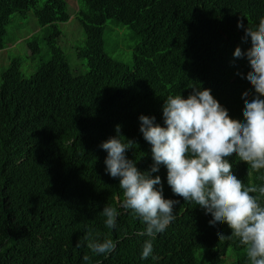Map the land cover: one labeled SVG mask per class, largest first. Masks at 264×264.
Here are the masks:
<instances>
[{
    "label": "trees",
    "instance_id": "1",
    "mask_svg": "<svg viewBox=\"0 0 264 264\" xmlns=\"http://www.w3.org/2000/svg\"><path fill=\"white\" fill-rule=\"evenodd\" d=\"M77 1L83 48L57 41L58 25L70 15L66 0H0V64L8 60L0 72V264H250L226 222L209 226L210 214L172 192L164 165L151 175H160L164 196L178 201L176 218L154 238L155 258L142 259L147 237L136 232L144 224L119 208L123 190L106 172L100 144L122 134L136 142L126 155L150 169L151 145L137 133L139 115L148 113L140 111L156 108L163 124L165 98L187 96L193 84L210 88L242 121V96L253 88L246 58L233 52L239 46L246 53L251 41L237 21L258 26L264 0ZM27 18H35L37 32L13 31ZM107 24L125 30L115 59L103 45ZM70 59L81 72L75 89L62 90L58 73ZM229 160L242 182L264 184V169L235 155ZM105 204L121 213L116 229L103 223ZM88 227L111 236L116 249L104 256L78 247Z\"/></svg>",
    "mask_w": 264,
    "mask_h": 264
},
{
    "label": "clouds",
    "instance_id": "2",
    "mask_svg": "<svg viewBox=\"0 0 264 264\" xmlns=\"http://www.w3.org/2000/svg\"><path fill=\"white\" fill-rule=\"evenodd\" d=\"M71 17L59 24L69 22ZM237 26L245 29L244 40L251 41L246 53L239 46L233 52L237 58H246L250 68L246 80L253 88L242 96L245 103L242 121L230 117L228 109L210 88L193 84L187 96L179 92L165 98L163 124L156 122V108L140 111L148 113L139 115L137 133L151 145L150 169L140 170L136 159L126 155V150L136 142L122 134L110 136L100 144L107 152L105 170L119 178L118 184L123 190L119 208L131 210L144 224L136 232L147 237L142 244V259L155 258L154 238L165 232L176 218L174 205L178 201L164 196L160 175H151L164 165L173 193L199 205L206 215L210 214L209 226L215 228L226 222L231 236L245 247L250 264H264V184L242 182L232 171L229 160L235 155L252 170L264 169V19L258 26L249 22L248 27L239 19ZM13 44L8 48L17 46ZM77 70L71 68L69 61L60 68L57 79L60 89H75ZM241 78L245 77L241 74ZM101 214L107 228L118 227L117 218L121 213L117 206L105 204ZM218 236L226 235L218 233ZM82 244L93 254L104 256L117 247L116 240L93 227H88L82 241H77L78 247ZM89 259L88 255L83 256V260Z\"/></svg>",
    "mask_w": 264,
    "mask_h": 264
},
{
    "label": "rangeland",
    "instance_id": "3",
    "mask_svg": "<svg viewBox=\"0 0 264 264\" xmlns=\"http://www.w3.org/2000/svg\"><path fill=\"white\" fill-rule=\"evenodd\" d=\"M68 2L69 6V14L72 16L69 20V22L65 24H59L58 30H60L61 34L58 36L57 41L59 43L62 42H71L75 43L78 46L84 47L85 44V32L84 27L82 23L78 19V15L76 14V11L78 9L79 3L77 0H66ZM23 24L25 26L23 27ZM111 24H107L104 29V37H103V45L105 47L106 53L112 57L113 59L117 58L122 51L123 45H122V37L125 33V30L122 29V27L119 28H112ZM13 31L16 32H22V35L30 36L32 33L37 32L39 29L38 23L36 22L35 18L33 20L27 18L23 19L20 24L12 25L11 27ZM22 40V38L16 39L13 45H17V43ZM69 44V43H67ZM65 45V44H64ZM20 46V45H19ZM16 46H14L13 49H15ZM24 49L27 51L28 55L31 54L30 49L24 46ZM5 51V50H4ZM4 59V54H0V61ZM71 68L74 70V68L78 69V73L81 72V69L78 68L72 59L68 60ZM129 62V61H127ZM131 62V60H130ZM8 64V60L4 63L0 64V72L4 69V66Z\"/></svg>",
    "mask_w": 264,
    "mask_h": 264
}]
</instances>
